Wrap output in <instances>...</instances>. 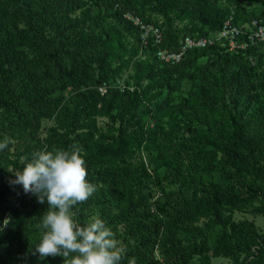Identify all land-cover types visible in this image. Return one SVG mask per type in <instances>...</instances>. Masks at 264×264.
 I'll return each instance as SVG.
<instances>
[{
    "label": "trees",
    "instance_id": "obj_1",
    "mask_svg": "<svg viewBox=\"0 0 264 264\" xmlns=\"http://www.w3.org/2000/svg\"><path fill=\"white\" fill-rule=\"evenodd\" d=\"M88 1L97 2L0 0V107L14 109L24 127L14 122L7 127L10 134L26 133L30 140L13 152L0 151V264L31 260L26 253L28 228L41 238L39 224L22 217L15 207L8 182L16 177L8 169L22 171L40 151L26 131L27 123L38 124L54 107L41 95L36 72L17 52L20 42L57 68V59L68 61L72 80L82 69L91 70L95 88L125 75L121 90L109 88L102 96L96 90L86 92L67 112L65 127L49 130L43 139L44 150L73 144L82 150L86 179L97 191L74 212L91 203L99 209L123 203L126 212L140 217L141 222L128 229L136 246L122 264L132 258L141 264L139 244L147 243L159 227L150 210L151 195L141 190L147 172L131 171L126 164L135 152L153 155L151 174L163 207L156 209L178 226L189 227L202 218L222 226L216 188L196 184V176L214 171L216 164L264 187V46L228 50L225 42H212L187 50L174 63L156 55L157 49L175 52L185 36L211 37L229 15L233 24L253 19L264 24V10L253 13L241 5L252 0H99L97 8ZM127 14L156 26L160 41L155 44L146 37L142 45L140 31ZM185 81L190 83L185 94L175 99ZM13 91L18 93L14 98ZM99 103L110 127L94 137L91 129ZM146 119L152 124L147 129ZM160 167L171 172V184H178L172 199L156 173ZM131 179L139 189L134 202L125 196L124 184ZM239 234L247 235L242 229Z\"/></svg>",
    "mask_w": 264,
    "mask_h": 264
},
{
    "label": "rangeland",
    "instance_id": "obj_2",
    "mask_svg": "<svg viewBox=\"0 0 264 264\" xmlns=\"http://www.w3.org/2000/svg\"><path fill=\"white\" fill-rule=\"evenodd\" d=\"M87 3L91 8H97L101 5L99 0L97 2L88 1ZM241 5L253 13L264 10V0H252L243 2ZM76 14L74 12L72 16ZM49 33H53V31ZM20 43H17V52L26 60L28 68L36 72L41 95L52 100L54 105L50 115L41 118L38 124L29 121L28 127L26 126V131L30 130L29 132L36 140L37 148L40 151L45 149L43 139L46 133L51 129L59 130L65 127L63 123L67 112L72 111V106L86 92L96 90L102 96L109 88L121 90L124 86L126 78L122 74L105 83L102 87L95 88L90 80L92 72L88 69H82L80 75H75L74 80H72L70 74H67L69 70L68 61L57 59L56 62L61 64V67L57 68L56 64L51 63L44 54L41 56L36 52L33 53L35 49ZM49 65L48 70L46 67ZM189 84L188 81H185L180 91L174 94V98H182ZM17 94V91H13L12 97H16ZM96 110L95 125L91 129L94 137L106 132L110 127L109 121L103 116V106L100 103ZM17 119L18 116L14 109L0 107V120L5 123L3 126L0 124V141L5 136L14 141L8 146L10 152L30 143L26 133L17 137L16 132L10 134L8 131L7 127L13 125L14 122L19 125L21 130L24 128ZM151 125L146 119L145 129ZM152 157L153 155L147 156L141 150L135 152L126 163L131 171L140 172L141 168H144L147 172L148 179L141 190L142 193L149 191L151 195L148 201L151 204L150 210L154 211L156 217L153 220L159 225L154 237H151L147 243L139 244V251L143 256L141 264H264V241H261V237H264V198H261L264 196V187L262 188L260 182L253 181L248 177L242 178L227 170L222 171L216 164L214 171L197 175L196 184L197 186L216 188L222 226L202 218L189 227H182L174 224L171 218L161 212V209L163 210L159 199L161 193L154 184L156 179H153L151 174ZM8 171L14 175V172L19 170L9 168ZM156 173L159 174L162 180L161 185L172 199L177 194L178 184H171V172L165 167H160L156 169ZM135 181L137 180H127L124 184L125 188L128 189L125 196L133 202L139 192ZM98 184V186L101 185V183ZM8 185L19 214L37 225L40 224L41 218L48 208L47 201L40 204L37 196L32 193L26 194L20 184L9 181ZM123 206V203H113L105 209L102 207L99 209L98 205L91 203L87 208H78L79 213L73 212L75 213L74 218L82 226L86 225L90 217L94 215L103 219L114 232V238L119 245L125 249L124 257H126L133 254L134 246H136L134 240L129 238L128 229L139 224L141 220L135 212H126ZM157 206H161V209H156ZM1 227L6 230L4 226ZM241 229L247 235H240L239 230ZM25 238L28 245L26 253L31 257V260L25 264H63L64 258L61 256H48L44 260H40L38 253L32 255L39 238L29 228L25 231ZM204 258L206 259L204 260ZM122 260L120 264H122ZM42 261L43 263H41Z\"/></svg>",
    "mask_w": 264,
    "mask_h": 264
},
{
    "label": "clouds",
    "instance_id": "obj_3",
    "mask_svg": "<svg viewBox=\"0 0 264 264\" xmlns=\"http://www.w3.org/2000/svg\"><path fill=\"white\" fill-rule=\"evenodd\" d=\"M12 143L5 136L0 151ZM14 175L12 183L22 185L26 194H35L40 204L48 203L38 225L41 238L32 255L38 253L40 260L61 256L63 264H120L125 249L106 222L94 215L82 226L74 218L73 208L97 191V186L86 179V161L78 145L38 151ZM128 264H136L135 258Z\"/></svg>",
    "mask_w": 264,
    "mask_h": 264
},
{
    "label": "built area",
    "instance_id": "obj_4",
    "mask_svg": "<svg viewBox=\"0 0 264 264\" xmlns=\"http://www.w3.org/2000/svg\"><path fill=\"white\" fill-rule=\"evenodd\" d=\"M125 17L137 26L140 31L141 44L144 45L146 37H151L153 42L156 44L160 41L159 29L148 23H144L138 18L131 17L129 14ZM232 16L229 15L223 22L221 29L213 34L211 37L204 38H192L185 36L179 43V48L175 52H168L157 49V57L169 63H174L180 60L185 52L189 49L202 47L205 44L212 42H225L228 50L243 49L253 44H262L264 46V24L259 20H251L249 23H231ZM103 86V85H102ZM101 86V87H102ZM4 226V223H3Z\"/></svg>",
    "mask_w": 264,
    "mask_h": 264
}]
</instances>
